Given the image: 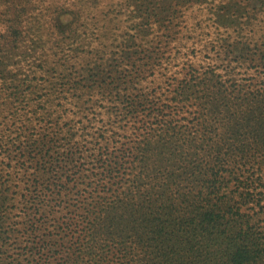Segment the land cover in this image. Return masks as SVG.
I'll return each instance as SVG.
<instances>
[{"label":"trees","instance_id":"16d2710c","mask_svg":"<svg viewBox=\"0 0 264 264\" xmlns=\"http://www.w3.org/2000/svg\"><path fill=\"white\" fill-rule=\"evenodd\" d=\"M90 1L91 6L102 5V0ZM240 3L237 10L230 9V2L220 3L214 7L216 21L211 16L205 24L177 23L166 36L173 39L190 30L200 32L199 37L214 35L215 40L202 44L220 45L214 49L228 66L226 72L237 66L255 68L254 79L261 75L256 84L264 85V0ZM54 11L62 13L48 25L49 42L43 20L31 26L36 30L31 39L22 38L15 13L18 19L8 25L6 35L11 36L0 54V263L9 244L27 240L30 264H55L57 259L56 264H264V231L243 210L262 205L253 191L255 178L237 176V187L244 189L238 188L236 195L235 189H226L223 166L228 164L232 174H245L249 168L241 163L252 156L248 149L264 146V123L254 121L258 112L241 116L256 98L264 111V88L250 98L251 92L234 86L230 77L225 79L230 85L219 84L224 74L214 69L198 74L191 67L189 76H178L170 65L180 47L166 54L152 47H158L155 42L145 49L144 42L129 36L120 43L128 49L104 57L106 62L115 57L116 63L111 66L115 74L102 83V58L94 52L102 51L108 33L92 26L99 37L87 55L66 50L64 44L76 34L69 30L71 12L57 4ZM57 35L63 37L56 40ZM197 43L193 41V52ZM189 45L181 41V46ZM162 63L168 72L159 78L178 80L164 102L149 98L129 79L135 67ZM124 81L130 89L123 87ZM28 85L24 94L21 88ZM232 105L239 111L231 112ZM185 107L197 113L201 132L179 126L176 115ZM130 136L133 145L123 139ZM96 150L106 156L103 166L109 176L132 169L131 184L114 189L113 198L86 224L75 215H54L71 191L77 156L89 159ZM200 152L204 159L198 158ZM112 155L117 160L108 162ZM28 163L33 167L30 177ZM184 173L192 178L182 186ZM47 219H55L53 230Z\"/></svg>","mask_w":264,"mask_h":264},{"label":"rangeland","instance_id":"374dc122","mask_svg":"<svg viewBox=\"0 0 264 264\" xmlns=\"http://www.w3.org/2000/svg\"><path fill=\"white\" fill-rule=\"evenodd\" d=\"M104 1L105 0H102V5L94 4L91 6L92 4L90 3H92V1L90 0H0V54L6 50L5 39L8 40L11 36L8 34L6 35L8 32V25L16 22L18 18L23 30L21 37L26 40L29 38L31 39L35 35L33 32L36 30L34 27L31 29V26L43 20L45 28L43 36L45 40L49 42L51 34L49 35L48 25L53 22L56 23L55 16L58 17L62 13L54 11L57 4L61 6L63 12L66 10L71 12V16L68 20V24H70L69 30H74L76 33L72 35L70 39L71 41L69 44H71V46H69V44H64L63 47L66 50L75 52L79 55H87L91 47L94 46L95 37H99V34L93 33L94 29L92 26L101 28L103 34L106 32L108 33L109 36L107 37L110 39L102 45V51L94 52L98 60L102 58V83L108 81L111 74H115V71H111V69L116 63L115 57H112L113 59L109 62L104 61V57L111 53L117 56L123 52V50L128 49L129 47L126 44L120 43L122 39L129 36V40L133 37L140 42H144L142 48L145 49L150 46L151 42H155L158 47L154 46V43L152 47L164 50L166 54H171V52L174 54L180 47L182 50L181 54H179L177 58H173L170 65V68L178 70V76H185V73L189 76L190 73L188 70L191 67H193L198 74H203L206 69H214L216 73L224 74V77H220L222 82L219 84L221 85H230V83L236 82L234 86L251 92L250 98L259 92H263L264 85L259 83L256 84L261 75H258V77L254 79V75H256L254 72L257 69L251 68L246 71L245 66H237L233 73L226 72L228 66L222 64L221 60L223 57L219 56L220 52L217 53V49H214L220 47V45L217 42H210L208 47H204L202 41L205 39L215 40L214 35H210L206 38L205 35L202 34V36L199 37L200 32L190 30L181 32L178 36L176 35L173 37V39L166 36V33L171 34L173 28L177 27V23H180L181 27L185 24L189 26L192 20H197L205 24L211 16L213 17L212 21H216L218 16L215 13L214 7L218 6L220 3L230 2L232 4L230 9L233 8V10H237L238 6L241 4L240 2H245L246 0H109L110 3L108 5ZM111 2L113 3L111 4ZM63 5H66V9L63 8ZM15 13H19L18 18H15ZM67 26L69 27V25ZM203 31L204 30H202V32ZM190 34L196 35V38L188 39ZM62 35H57V38L55 36L56 40L61 39V37H63ZM157 35L159 39L162 38V35H164V37L158 40ZM196 39L198 41V50L197 52H193L191 47L194 45L193 41ZM181 41L189 42L190 45L187 47L181 46ZM222 43L227 44L228 42L223 41ZM35 45L38 50H41L40 45L43 44L40 41L36 42ZM188 58L190 63L185 65V60ZM112 63H114L113 67H111ZM225 63L229 64L228 61ZM166 64L167 63H162L160 66L154 68L149 66L143 68L135 67L130 70L129 74L131 75L129 79L132 78L134 80V86L142 87L139 91H143L149 98L164 102L167 100L168 95L171 94L169 86L173 87L178 82L175 77H171L167 81H165L164 77L159 78L161 74L164 75L165 70L168 72V66H166ZM161 68L163 71L160 70ZM229 77L232 79L230 83L225 81V79ZM159 81L163 83L162 88L158 87L161 84ZM252 82L255 83L253 84ZM125 83L124 81L123 87L128 88L130 86L129 82L127 84ZM170 83L172 84L170 85ZM249 83L253 85L251 86ZM29 87L28 85L21 88L24 94L28 91ZM254 101L255 102L246 104L245 113H241V116L249 117V114L257 111L258 113L254 121L263 124L264 111L258 104L261 103L259 102L261 100L256 98ZM174 102L176 101H172L171 103ZM24 106H26L25 103ZM96 107L100 108L101 106ZM232 108H235L237 112L239 111L232 105L231 112L234 111ZM92 110L93 109L90 111ZM176 118L179 120L178 124L180 127L189 128V131H202V128L198 124L197 113L187 110L186 107L184 111L182 110L176 115ZM262 128L264 129V125H262ZM100 132H102V130ZM133 138L134 136H130V138L123 139L128 140L127 143L129 145H133ZM84 148L85 147H82V149ZM248 150H250L249 153H251L252 156L243 160L241 163H247L245 164V169L249 168L245 174L237 173L236 171L235 173L237 174H232L229 165H223L227 168L224 172V176L229 183L226 189H235L237 195L239 188L236 185L237 176H240L243 180H247L248 177L251 179L255 178L256 183L253 184V191L257 194L256 197L261 200L262 205L259 207L253 205L254 207H250V209L245 206L243 210L252 213L254 215V220L258 221V227L264 231V168H260L261 166L264 167V146L258 148L253 145ZM79 152L81 153V151ZM88 152L89 150H84V154ZM117 152L118 151H116L115 154H117ZM93 153V156L89 159L77 156L80 160L74 163L73 171L78 173L77 175L75 174V179L70 182L71 191H67L62 203L59 205V211L54 215L59 217L65 214H70L71 216L75 215L76 218L80 217V220L84 219V223L86 224L93 220L96 215L100 214L105 201L113 198L112 194L114 193V189L118 188L119 191H122L131 184L132 176H130L129 173L132 172V169L129 170L128 168L126 173L117 171L115 172V177H111L103 166L106 156L102 157V154L98 150ZM204 155L205 152H200L198 158L204 159ZM117 158L118 157H115V155H112L108 162L117 160ZM28 165H31V163L26 164L27 168ZM123 165L129 166V162L124 161ZM25 172L27 177H30L33 172V167L25 169ZM191 178L192 177L187 173L182 174L180 178V182L183 180L181 182L182 186L188 185ZM18 188L20 189L21 187ZM243 189V186L239 188V190ZM53 222H55V219L48 220L47 222V226L51 227L50 230H53ZM50 230H48V232ZM24 238L25 237H22V240H24ZM9 246V250L5 251L0 264H30L28 263L30 254L27 252L29 250V247H27V240L19 243L18 246L14 244H9ZM67 246L69 247V241L67 242ZM60 248H62L63 251L67 249L66 247L63 248V246ZM56 261L55 264L59 262V259Z\"/></svg>","mask_w":264,"mask_h":264}]
</instances>
